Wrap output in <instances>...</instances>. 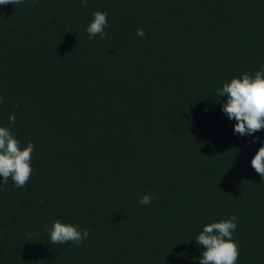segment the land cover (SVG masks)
<instances>
[{"label": "trees", "instance_id": "1", "mask_svg": "<svg viewBox=\"0 0 264 264\" xmlns=\"http://www.w3.org/2000/svg\"><path fill=\"white\" fill-rule=\"evenodd\" d=\"M262 68L264 0L0 6V127L33 144L26 185L0 177V264H199L232 216L236 264H264V130L234 134L217 95ZM56 221L88 239L52 244Z\"/></svg>", "mask_w": 264, "mask_h": 264}, {"label": "clouds", "instance_id": "2", "mask_svg": "<svg viewBox=\"0 0 264 264\" xmlns=\"http://www.w3.org/2000/svg\"><path fill=\"white\" fill-rule=\"evenodd\" d=\"M23 3L24 0H0V6ZM87 3L88 0H81L83 7H87ZM107 23V13L95 12L92 21L85 29L89 39H94L98 34L103 37ZM136 35L143 37V29H138ZM217 95L226 98L221 110L229 120H235L234 134L243 137L264 130V68L257 71L254 77L244 73L240 78H233L230 82L224 83L222 88L217 89ZM2 102L0 100V103ZM15 119L14 114L10 115L9 123H14ZM32 152L31 142L21 150L20 142L11 133L10 128L0 127V177L3 178L4 183L11 178L16 188L26 185L32 173ZM251 167L261 178H264V144L253 156ZM154 198L151 193H147L141 196L139 203L148 205ZM235 221L236 217L232 216L228 220L203 226L202 231L195 238L197 244L204 249L199 264H236L239 248L232 240V234L237 227ZM89 233L90 230L81 231L77 226L60 221L54 222L49 230L52 244L73 242L79 245L88 239ZM30 235L29 233V237Z\"/></svg>", "mask_w": 264, "mask_h": 264}]
</instances>
